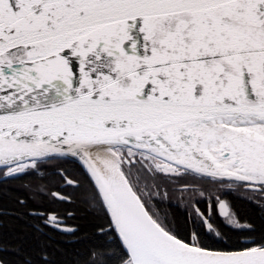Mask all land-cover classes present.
Here are the masks:
<instances>
[{"label":"snow or ice","instance_id":"obj_1","mask_svg":"<svg viewBox=\"0 0 264 264\" xmlns=\"http://www.w3.org/2000/svg\"><path fill=\"white\" fill-rule=\"evenodd\" d=\"M53 162L80 164L98 221L71 264H264V224L225 199L264 217V0H0V191ZM21 215L42 221L32 251L0 253L54 264L44 228L77 229Z\"/></svg>","mask_w":264,"mask_h":264},{"label":"trees","instance_id":"obj_2","mask_svg":"<svg viewBox=\"0 0 264 264\" xmlns=\"http://www.w3.org/2000/svg\"><path fill=\"white\" fill-rule=\"evenodd\" d=\"M63 167L82 181L79 189L73 186L65 185L58 189V185L63 180L59 173ZM25 184H42L45 186L44 193L38 199H33V192L24 187ZM86 187V176L83 170L76 162H53L46 166L42 177H22L19 180H10L4 185V190L0 191V211H6L8 214L0 216L3 227L0 228V236L11 245H22L25 252H31L34 245V224H40L39 219L33 216L21 215L29 210H38L41 212L62 211L72 212L68 217L69 223L77 229L70 235H65L51 228H44L43 239L50 242L49 251L53 254L54 264H71L73 259L86 255L88 249L98 243L94 231L98 222L92 211L85 203L84 188ZM57 190L66 196H71L70 202L53 201L49 193ZM18 200H25L27 203L21 206ZM231 204L235 211L247 219L256 223L257 227L264 224L259 208L255 204H250L245 200L231 196ZM173 213L178 222H184V213H180L177 207H173ZM8 264H18L22 256H17L12 251L0 253Z\"/></svg>","mask_w":264,"mask_h":264},{"label":"flooded vegetation","instance_id":"obj_3","mask_svg":"<svg viewBox=\"0 0 264 264\" xmlns=\"http://www.w3.org/2000/svg\"><path fill=\"white\" fill-rule=\"evenodd\" d=\"M55 171H57V172L59 173L60 170L58 169V170H55ZM63 186H65V184H64L63 181H62V182L59 183V185H58V189H62ZM50 192H56V193H59V194H61V195H64V194H62L61 192H59V191H57V190H52V191H50ZM64 196H66V195H64ZM231 196H234V197H235L236 195H234V194H229V195L225 196V199L231 201ZM58 201H60V200H58ZM196 201H199L198 207H199L202 211L209 212V211L212 210V208L210 207V205H212V204L214 203V197L212 196V194H211L210 191H206L204 197H199V196L197 195V196L195 197V199L192 200L191 203H192V204H195ZM177 210L182 214V213H184L185 211H191V206H187V207H183V206H182V207H177ZM49 212H52V211H49ZM53 212L57 213L62 219H64V221L66 222V224H67L68 226L74 227V226H72V225L69 223V221L67 220V218L69 217V216L67 215L68 212H62V211H59V210H58V211H53ZM215 219H216L217 221H219L221 218H220L219 216H216ZM39 222H40V224H42V221L39 220ZM49 228H50V227H49ZM51 229H52V228H51ZM53 230H54V229H53ZM57 232L62 233V232H60V231H57ZM62 234H65V233H62ZM65 235H70V234H65Z\"/></svg>","mask_w":264,"mask_h":264},{"label":"water","instance_id":"obj_4","mask_svg":"<svg viewBox=\"0 0 264 264\" xmlns=\"http://www.w3.org/2000/svg\"><path fill=\"white\" fill-rule=\"evenodd\" d=\"M79 166H80V164L79 163H77ZM80 168H81V166H80ZM82 169V168H81ZM83 170V169H82ZM83 172H84V170H83Z\"/></svg>","mask_w":264,"mask_h":264}]
</instances>
